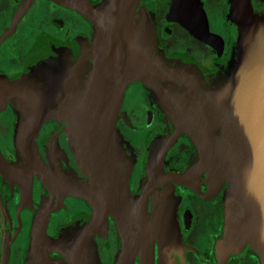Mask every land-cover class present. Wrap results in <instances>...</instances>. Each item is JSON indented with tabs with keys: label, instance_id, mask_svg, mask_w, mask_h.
Segmentation results:
<instances>
[{
	"label": "water",
	"instance_id": "95a60500",
	"mask_svg": "<svg viewBox=\"0 0 264 264\" xmlns=\"http://www.w3.org/2000/svg\"><path fill=\"white\" fill-rule=\"evenodd\" d=\"M74 7L98 27L95 49L86 47L77 63L54 68L42 63L32 82L10 83L0 75V111L8 103L20 114L17 143L23 161L11 163L0 148V178L9 177L21 189L18 211L32 200V181L38 176L59 195H79L93 205L91 221L70 241L54 240L46 226L53 202H43L33 222L34 257L29 264H59L58 251L71 264H99L94 232L108 230V216L116 218L122 249L116 264H134L139 250L154 238L166 243L177 238L172 189L160 190L148 212L149 196L162 184L193 182L206 172L226 192L225 236L217 243L227 254L251 243L264 264V15L255 14L250 0H234L231 18L239 27L238 55L232 72L218 87H206L189 65L172 64L158 55L154 29L147 12L135 19L139 0H107L95 8L88 0ZM201 0H172L167 18L177 21L196 39L215 44ZM5 35V34H4ZM95 63L93 70L87 61ZM146 84L173 118L176 129L155 138L147 166L149 180L139 196L129 191L132 162L123 148L116 119L124 92L133 82ZM169 81L164 86L162 81ZM52 119L66 122L65 132L80 170L89 179L68 174L60 163L44 161L37 136ZM189 134L199 158L184 173L163 170L165 155L178 137ZM8 230L2 264H8L12 242Z\"/></svg>",
	"mask_w": 264,
	"mask_h": 264
},
{
	"label": "flooded vegetation",
	"instance_id": "af4514ba",
	"mask_svg": "<svg viewBox=\"0 0 264 264\" xmlns=\"http://www.w3.org/2000/svg\"><path fill=\"white\" fill-rule=\"evenodd\" d=\"M107 0H88L99 8ZM207 14L210 31L217 37L213 44L204 43L177 21L167 18L172 0H139L134 18L147 12L154 29L158 55L172 64L189 65L206 87H218L232 72L238 55L240 31L232 20L234 0H201ZM74 0H0V75L10 83L32 82L38 74L33 70L42 63L54 68L77 63L86 48L95 49L98 27L74 7ZM255 14L264 15V0H250ZM5 34V35H4ZM65 62L67 64L65 65ZM87 67L95 68L92 59ZM169 81H162L168 86ZM151 89L143 82L133 81L124 92L122 107L116 119V129L123 148L132 162L129 191L139 196L149 180L147 166L153 140L167 136L176 129L173 118L164 111ZM19 112L6 105L0 111V148L15 164L23 161L16 145ZM66 122L52 119L43 125L37 136L38 147L47 165L60 163L68 174L84 175L65 132ZM51 158V159H50ZM199 158V150L189 134H182L168 148L163 170L184 173ZM230 183L213 188L211 177L202 172L193 182L162 184L149 196L148 212L160 190L171 188L174 198L177 238L166 243L154 238L148 248L138 251L134 264H261L260 254L251 243L221 254L217 243L225 236L227 224L226 192ZM20 186L9 177L0 178V217L5 208L10 215L7 231L16 237L8 264H29L34 257L32 227L43 202L57 204L48 219L46 231L54 240L70 241L77 230L93 218L95 209L89 200L79 195H59L52 192L38 177L32 181V200L20 212ZM108 230L94 232L99 264H116L122 249V235L116 218L109 214ZM50 258L59 264H71L69 257L51 251Z\"/></svg>",
	"mask_w": 264,
	"mask_h": 264
},
{
	"label": "rangeland",
	"instance_id": "374dc122",
	"mask_svg": "<svg viewBox=\"0 0 264 264\" xmlns=\"http://www.w3.org/2000/svg\"><path fill=\"white\" fill-rule=\"evenodd\" d=\"M9 218L10 215L8 214L5 208L4 216L0 217V253L2 256L4 255V246H5L6 237L8 235L7 225L9 222ZM2 256L0 257L1 260H2ZM0 264H2V261L0 262Z\"/></svg>",
	"mask_w": 264,
	"mask_h": 264
},
{
	"label": "trees",
	"instance_id": "16d2710c",
	"mask_svg": "<svg viewBox=\"0 0 264 264\" xmlns=\"http://www.w3.org/2000/svg\"><path fill=\"white\" fill-rule=\"evenodd\" d=\"M2 255H1V253H0V257H1ZM2 260L0 259V262H1Z\"/></svg>",
	"mask_w": 264,
	"mask_h": 264
}]
</instances>
